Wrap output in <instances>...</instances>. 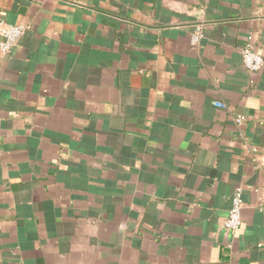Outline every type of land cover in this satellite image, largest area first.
Listing matches in <instances>:
<instances>
[{
  "label": "crops",
  "instance_id": "obj_1",
  "mask_svg": "<svg viewBox=\"0 0 264 264\" xmlns=\"http://www.w3.org/2000/svg\"><path fill=\"white\" fill-rule=\"evenodd\" d=\"M1 21L29 28L0 52V264H264V68L241 55L264 58V0H0Z\"/></svg>",
  "mask_w": 264,
  "mask_h": 264
},
{
  "label": "built area",
  "instance_id": "obj_2",
  "mask_svg": "<svg viewBox=\"0 0 264 264\" xmlns=\"http://www.w3.org/2000/svg\"><path fill=\"white\" fill-rule=\"evenodd\" d=\"M29 26L26 24H12L8 22H0V35L2 40L0 42V52L4 55H9L12 48L16 45L28 30ZM205 38V31L202 25L196 27L191 36V44L198 46ZM242 60L244 66L251 71H261L264 68V58L255 47L251 37L248 38V42L243 46L241 50ZM245 119L244 116H239V122ZM250 151L252 154H256L258 149L255 145H250ZM258 167H261V163L257 158H254ZM254 193L261 201L264 200V183L254 188ZM244 207L243 199V187L237 186L233 196L232 204L229 211V215L224 222V228L227 231L234 232L242 227L243 216L242 211Z\"/></svg>",
  "mask_w": 264,
  "mask_h": 264
}]
</instances>
